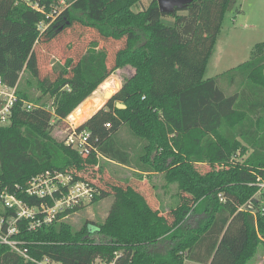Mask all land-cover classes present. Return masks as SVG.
<instances>
[{
  "label": "trees",
  "instance_id": "trees-1",
  "mask_svg": "<svg viewBox=\"0 0 264 264\" xmlns=\"http://www.w3.org/2000/svg\"><path fill=\"white\" fill-rule=\"evenodd\" d=\"M140 1L0 0V80L17 97L9 120L0 125V188L39 204L24 194L27 182L59 171L96 189L89 204L113 198L101 223L84 221L75 229L65 218L78 206L35 232L22 229L18 239L30 258L60 264L109 262L115 256L118 264H247L264 248V41L236 67L239 88L225 96L204 73L222 19L236 0H193L170 13H161L157 0L135 11ZM166 18L173 24L165 25ZM74 25L123 46L107 65L108 54L92 42L76 62L69 58L58 66L52 83L38 81L42 95L52 99V112L45 111L41 98L31 99L21 85V74L36 78L34 46ZM124 69L130 77L107 109L91 117L102 106L91 108L85 103L89 96ZM26 102L39 108L26 111ZM67 117L73 126L91 117L77 132L90 133L96 152L82 157L53 137L52 122ZM124 126L135 138L127 139L137 144L134 155L125 139L120 145L111 140ZM103 160L137 175L161 174L178 192L168 215L149 211L121 186L100 191L86 174L94 172L99 181ZM200 164L210 170L201 174ZM0 264L34 263L0 245Z\"/></svg>",
  "mask_w": 264,
  "mask_h": 264
},
{
  "label": "rangeland",
  "instance_id": "rangeland-1",
  "mask_svg": "<svg viewBox=\"0 0 264 264\" xmlns=\"http://www.w3.org/2000/svg\"><path fill=\"white\" fill-rule=\"evenodd\" d=\"M150 1L141 0L135 10L137 11L146 6ZM179 14L185 15L186 12H180ZM162 22L165 25L173 24V20L170 18L163 19ZM263 41L264 0H236L222 19L219 33L213 44V52L204 73V79H216L217 86L225 96L233 95L239 88L238 78L240 77V72L236 70V67L247 62L251 58L254 46L261 44ZM92 42L97 43V48L105 50L108 54L107 65L112 64L115 52L123 46V41L103 40L95 31L78 25L65 29L51 41L41 39L34 46L31 59L34 64L36 78L28 73L21 74L20 83L30 98L35 100L40 97L41 103L38 104L44 105L45 111L52 112V99L48 95H42L37 82L52 83L58 77V66L63 65L69 58L76 62L90 47ZM131 74L130 69L118 70L107 78V82L98 86L95 90L96 92L94 91L85 102L91 104L90 107L93 109L102 106L94 115H97L103 109H107L108 97L114 93L116 94L121 88L122 80L130 77ZM68 117L62 122H52V135L58 141L65 142L73 129H78L85 123L73 126L68 121ZM132 138L133 136L128 128L124 126L112 135L111 140L120 145L121 141L125 139L126 143L133 145L132 154L134 155L137 152V144L134 140H127ZM101 163H104L106 171L104 175H101L99 181L97 177L95 178L94 172L86 174L87 178H91L93 183L99 186L100 191L111 193V187L118 185L136 195L146 204L149 211H154L156 214L160 211H166L165 204L169 201V197L167 198L168 195L166 197L162 195L164 192L162 185L165 182L161 174L137 175L127 168L107 163L104 160ZM196 168L201 174L210 170V167L204 164L197 165ZM165 186L172 189L173 185L165 184ZM157 195L163 197V201L159 206L157 205ZM254 198H258V193ZM172 200L171 198L170 201ZM112 202L113 198L111 195L95 204L87 203L81 206L77 212L65 218V221L70 223L75 229H79L84 221L101 223L107 216ZM263 251L264 248L258 250V257Z\"/></svg>",
  "mask_w": 264,
  "mask_h": 264
},
{
  "label": "built area",
  "instance_id": "built-area-1",
  "mask_svg": "<svg viewBox=\"0 0 264 264\" xmlns=\"http://www.w3.org/2000/svg\"><path fill=\"white\" fill-rule=\"evenodd\" d=\"M16 101L15 89L3 85L0 80V125L7 123ZM23 106L26 111L39 108L27 102ZM105 127L109 128V125L106 124ZM90 137V133L86 131L78 133L76 128L72 130L64 143L75 149L80 156L86 157L96 152ZM16 189L19 190L20 187L17 186ZM23 192L30 198L40 200V203L29 205L17 198L14 193L0 188V245L8 247L11 252L34 264H60L47 258L40 261L30 258L25 242L18 239V236L22 229L35 232L53 224L65 211L89 203L93 195L97 193L96 189L87 182L74 181L69 172L45 171L32 177ZM218 197L220 201H223L221 195ZM246 207L250 209L252 215H255L256 211L251 205L247 204ZM91 264L118 263L115 256L109 262L97 259Z\"/></svg>",
  "mask_w": 264,
  "mask_h": 264
},
{
  "label": "crops",
  "instance_id": "crops-1",
  "mask_svg": "<svg viewBox=\"0 0 264 264\" xmlns=\"http://www.w3.org/2000/svg\"><path fill=\"white\" fill-rule=\"evenodd\" d=\"M139 11H140V9H139ZM116 166H119V167H122V168H127L130 171H132V172H137L136 170H133V169L128 168V167H125V166H120V165H116ZM139 174H141V173H139ZM142 175H149V174L143 173ZM162 189L164 190V192L162 193L163 197L164 196L166 197L168 195L167 198L169 197V201L165 204V210L166 211H160L159 212V215L160 216H167L168 215V211L170 209L169 205L172 203V201L175 198V195H177L178 192H177L176 187H173L172 186V189H169L168 187L165 186V184L162 185ZM172 190H173V192L171 193ZM163 197H161V195H159V196L157 195V198H158L157 199V202H158L157 205L158 206H159V204L161 205V202L163 201ZM171 198L173 199L172 201H170ZM184 264H202V263H198V262H195V261L186 260L184 262ZM247 264H264V251L261 252V254H260L259 257H258V254H256L255 257L251 261H249Z\"/></svg>",
  "mask_w": 264,
  "mask_h": 264
},
{
  "label": "water",
  "instance_id": "water-1",
  "mask_svg": "<svg viewBox=\"0 0 264 264\" xmlns=\"http://www.w3.org/2000/svg\"><path fill=\"white\" fill-rule=\"evenodd\" d=\"M193 0H157L158 8L161 13H170L172 12L175 8H181L184 6L189 5ZM115 95L112 94L108 97L107 101L110 100L113 96ZM115 107L119 110L125 109V106L119 103H116ZM94 115V114H93ZM92 115V116H93ZM91 116V117H92ZM90 117V118H91ZM89 118V119H90ZM87 119V120H89ZM86 120V121H87ZM85 121V122H86Z\"/></svg>",
  "mask_w": 264,
  "mask_h": 264
}]
</instances>
